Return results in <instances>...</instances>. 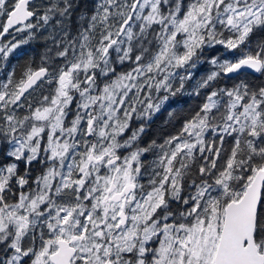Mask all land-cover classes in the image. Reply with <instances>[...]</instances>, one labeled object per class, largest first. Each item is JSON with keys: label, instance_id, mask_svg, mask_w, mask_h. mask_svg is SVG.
Here are the masks:
<instances>
[{"label": "snow or ice", "instance_id": "obj_1", "mask_svg": "<svg viewBox=\"0 0 264 264\" xmlns=\"http://www.w3.org/2000/svg\"><path fill=\"white\" fill-rule=\"evenodd\" d=\"M0 75V264H264V0H0Z\"/></svg>", "mask_w": 264, "mask_h": 264}, {"label": "trees", "instance_id": "obj_2", "mask_svg": "<svg viewBox=\"0 0 264 264\" xmlns=\"http://www.w3.org/2000/svg\"><path fill=\"white\" fill-rule=\"evenodd\" d=\"M24 34H22L21 36H23ZM45 35H47V33H45ZM21 36L19 38H21ZM17 38V39H19ZM41 43L44 42L43 40H39ZM41 45L38 44V48ZM34 47V41L30 42L29 44L26 45H22L19 49L20 51H22L21 55H20V62L22 64V66H25L29 63H34L35 62L32 61L31 59L28 58L29 53H32L33 51L31 50ZM19 52V51H18ZM38 63V61H37ZM207 65H203L200 67V69L198 70V74L203 73L205 71H207ZM258 76H254L251 74H245V76H243L242 78L244 79H248L254 82H259L257 79ZM186 87H188L186 85ZM197 103V101L190 99L187 96H177L173 99H171L167 105H165V107L162 109V111L157 114L156 116H154V118L152 119V121L150 122L149 127L146 129V133L143 136V142L147 143L151 140H157V142H160L163 140V138L171 133H174L177 129V127L179 126V123L176 122L175 125L173 124L172 121H169L168 119V110L169 108H175L177 110V112H182L184 114H187L189 112L192 111V109H194L195 104Z\"/></svg>", "mask_w": 264, "mask_h": 264}, {"label": "flooded vegetation", "instance_id": "obj_3", "mask_svg": "<svg viewBox=\"0 0 264 264\" xmlns=\"http://www.w3.org/2000/svg\"><path fill=\"white\" fill-rule=\"evenodd\" d=\"M22 34H19L17 36V38H19ZM8 39H11V37H8ZM38 44H40L41 46L38 48ZM44 42H40L39 40L34 41V47L31 49L33 52L27 54L28 58L31 59L32 61L35 62V64H39L40 63V56L44 53L45 49L43 47ZM19 51V52H18ZM22 51H20V49L18 48L17 50L14 51V53L12 54V56H10L9 61H10V67H14L16 68L18 71H22L23 68L25 66H22L21 62H20V55H21ZM38 61V63H37ZM7 71V69L5 70ZM0 80H3V75H0ZM162 111V110H161ZM160 111V112H161ZM159 112V113H160ZM157 113V114H159ZM156 114V115H157ZM155 115V116H156ZM154 118V117H153ZM152 118V119H153Z\"/></svg>", "mask_w": 264, "mask_h": 264}, {"label": "water", "instance_id": "obj_4", "mask_svg": "<svg viewBox=\"0 0 264 264\" xmlns=\"http://www.w3.org/2000/svg\"><path fill=\"white\" fill-rule=\"evenodd\" d=\"M247 74H251V75H254V76H259V74H254L251 71L247 72Z\"/></svg>", "mask_w": 264, "mask_h": 264}, {"label": "rangeland", "instance_id": "obj_5", "mask_svg": "<svg viewBox=\"0 0 264 264\" xmlns=\"http://www.w3.org/2000/svg\"><path fill=\"white\" fill-rule=\"evenodd\" d=\"M17 50V49H16Z\"/></svg>", "mask_w": 264, "mask_h": 264}]
</instances>
